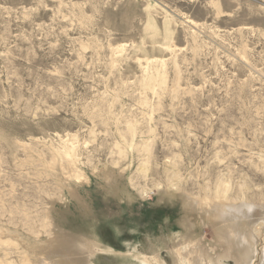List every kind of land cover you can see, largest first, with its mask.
Returning a JSON list of instances; mask_svg holds the SVG:
<instances>
[{"label": "rangeland", "instance_id": "374dc122", "mask_svg": "<svg viewBox=\"0 0 264 264\" xmlns=\"http://www.w3.org/2000/svg\"><path fill=\"white\" fill-rule=\"evenodd\" d=\"M217 182L264 264V0H0V264H237Z\"/></svg>", "mask_w": 264, "mask_h": 264}, {"label": "bare ground", "instance_id": "6f19581e", "mask_svg": "<svg viewBox=\"0 0 264 264\" xmlns=\"http://www.w3.org/2000/svg\"><path fill=\"white\" fill-rule=\"evenodd\" d=\"M227 184L226 186H228ZM226 194H227V188L225 187V185L217 182V185L215 186V189L211 196H212V199L216 202L213 205L214 207L213 212H215V216H213L212 218H213V221H215V223L217 222L218 237L220 240H222L226 249H231V251L233 249L238 250L237 257H238L239 263L237 264H253V261H252L253 255L254 254L256 255L257 252L256 251L254 252L255 249L252 248L253 246L251 247L252 245L251 242L252 240L257 239L255 237V232H256L255 228L257 226L253 227L252 225L253 221L249 222L248 219L246 220L248 216H246L245 214L242 215L241 213V211L243 210L242 207H245V210H251V207H250L251 205H245L246 203L244 205L243 204L242 205L233 204L231 206L226 205L222 203V201L226 197ZM185 199L183 198L184 202H185ZM204 199H205V202L207 203L209 202L207 197ZM185 203L187 204V202ZM188 203L190 204L191 202H188ZM207 212L208 211H206V213ZM233 216L235 217L238 216V217L234 219L235 217ZM183 223L184 224L186 223V225H183V226H188L186 221H184ZM190 225H192V223ZM192 229H193L192 226H190L189 228H185L184 234H182L183 232L180 234L176 233L177 235H176L175 244H173V247H171V250L169 249L173 253L176 259L175 263L176 264H225L221 260V258H223V256H220L221 254L220 255L216 254L217 256L215 255V253L210 255V253H206L204 251L203 247L200 245L198 241V238L192 235L194 234V233H191ZM94 246L96 247L97 244ZM261 249H263L261 252L264 255V246L263 248L261 247ZM225 256H228V255L225 254ZM122 257L124 259V256ZM132 258H136L138 260L137 263L132 262V264H151L152 263L151 260H155V259H157L158 264H166L164 260L156 256L147 258V257H139L138 255H134V257ZM123 259L121 260L123 261V264H124L125 262ZM262 260L264 261V259Z\"/></svg>", "mask_w": 264, "mask_h": 264}]
</instances>
